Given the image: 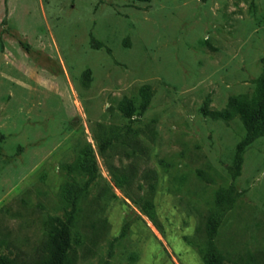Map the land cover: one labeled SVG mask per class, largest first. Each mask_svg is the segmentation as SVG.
Segmentation results:
<instances>
[{
  "label": "rangeland",
  "instance_id": "obj_1",
  "mask_svg": "<svg viewBox=\"0 0 264 264\" xmlns=\"http://www.w3.org/2000/svg\"><path fill=\"white\" fill-rule=\"evenodd\" d=\"M263 77L264 0H0V255L38 263L70 183L71 264H204L214 209L218 247L264 260V133L233 177L249 117L224 116L245 96L264 120ZM85 148L94 179L67 167Z\"/></svg>",
  "mask_w": 264,
  "mask_h": 264
},
{
  "label": "trees",
  "instance_id": "obj_2",
  "mask_svg": "<svg viewBox=\"0 0 264 264\" xmlns=\"http://www.w3.org/2000/svg\"><path fill=\"white\" fill-rule=\"evenodd\" d=\"M92 44L95 47H101L103 44L100 40L92 37ZM85 75L90 77V70H86ZM264 80V77L261 79ZM264 82V81H263ZM141 108L147 107L151 97V89L148 84L141 87ZM230 109L225 113V118H231L236 114L249 117L248 130L249 134L245 141L239 144L237 153L234 159L235 165L231 168V174L236 177L241 172L242 151L245 143L252 140L256 136L264 133V120L261 119L260 112L255 109L250 103V100L241 96L232 98L229 103ZM121 110L127 116L132 117L136 113V105L133 100L126 99L120 105ZM110 147V140L101 142L100 150L102 153ZM70 170H81L87 173L90 179H94L97 174V162L93 151L90 148H85L77 160L67 164ZM119 185L128 183V179L124 177L121 181L117 179ZM75 185L67 183L64 186L63 193L65 200L71 209L66 212V218L52 217L50 220V228L47 234L46 242L44 243V256L37 264H71L70 251L73 246L72 227L75 223L78 208V195ZM140 204L144 213L157 224L156 212L153 203L147 199H134ZM233 197L224 188H219L215 194V203L219 208H224L232 204ZM222 214L219 209H214L206 218L204 232L205 241L202 246L201 254L204 264H228L231 261L233 264H264V260L256 256L254 253H248L246 256H239L237 259H231L227 253L223 252L217 245L216 235L221 225ZM81 242V240H76ZM0 264H19L16 258L0 255Z\"/></svg>",
  "mask_w": 264,
  "mask_h": 264
}]
</instances>
